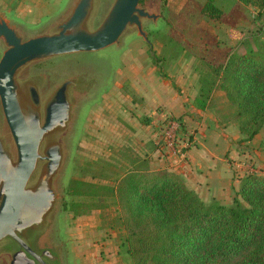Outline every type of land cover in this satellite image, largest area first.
<instances>
[{
    "label": "rangeland",
    "instance_id": "1",
    "mask_svg": "<svg viewBox=\"0 0 264 264\" xmlns=\"http://www.w3.org/2000/svg\"><path fill=\"white\" fill-rule=\"evenodd\" d=\"M77 1L0 0V16L26 41L56 33L57 25L68 17ZM113 2L93 0L85 29L89 32L96 30ZM168 2L145 0L141 5L149 14L160 16L159 20H142L147 40L138 35L135 27H130L116 45L98 52L75 53L34 62L16 76L20 100L30 103L28 87L35 88L41 116L56 89L64 82L72 83L67 90L70 119L63 130L46 136L40 147L41 155L46 147L53 144L61 149V164L51 180L55 200L42 225L22 238L29 242L35 253H52L57 257L56 264H103L112 260H117V264H134L126 253L125 229L115 197L104 191H98L96 198L71 196V182L114 188L126 173L144 171L154 161L155 166L160 162L174 165V168L178 167L177 164L186 165V151L193 141L189 136H183L182 140L177 135L175 150L167 154L159 142L155 145L147 135L142 140L132 137L128 119L131 117L142 123L149 113L141 112L139 106L135 108L138 99L130 90L131 83L122 80L116 72L143 65L145 68L155 67L160 78L172 81L167 75L169 72L172 74L175 67L182 66L199 82V73L205 70L200 59L224 61L228 52L243 53L246 48L244 41L251 47L264 42V34L258 30L257 5L216 0L215 5L223 13L220 20L214 21L201 14L206 0H170L167 5ZM169 39L177 41L182 48L175 59L172 57L174 45L169 44ZM5 49L0 40V58ZM135 52L140 61L129 58V55H136ZM203 112L208 117L212 116L217 126L235 128L239 134L235 108L227 103L221 92L213 95ZM162 125L163 122H159L157 129ZM0 139L14 161L15 149L1 109ZM228 139L231 140L228 147L222 138L215 139L211 145L206 142L213 153L212 175L209 171L204 172L202 167V174H205L200 182H196L191 173L188 175L183 170L184 185L186 182V188L206 205L217 201L221 205L232 206L245 177H264V128L251 141L243 140L240 134L238 138L229 135ZM222 151L227 152L224 155ZM43 166L44 162L37 163L29 186L36 183ZM197 183L200 186H196ZM18 250L19 247L9 239L0 242V264H9L12 254ZM85 253L87 260L83 258ZM45 263L54 264L48 259Z\"/></svg>",
    "mask_w": 264,
    "mask_h": 264
},
{
    "label": "trees",
    "instance_id": "2",
    "mask_svg": "<svg viewBox=\"0 0 264 264\" xmlns=\"http://www.w3.org/2000/svg\"><path fill=\"white\" fill-rule=\"evenodd\" d=\"M236 1L257 5L258 30L264 34V0ZM215 2L206 0L201 14L218 21L223 12ZM169 44L175 59L182 48L173 39ZM244 44L243 53L228 52L224 61L200 59L205 70L199 73L194 107L204 111L221 92L235 108L239 134L251 141L264 128V42ZM98 191L117 200L126 253L134 264H264V177H245L232 206L204 204L166 170L130 171L114 188L77 181L69 187L75 197L96 198Z\"/></svg>",
    "mask_w": 264,
    "mask_h": 264
},
{
    "label": "water",
    "instance_id": "3",
    "mask_svg": "<svg viewBox=\"0 0 264 264\" xmlns=\"http://www.w3.org/2000/svg\"><path fill=\"white\" fill-rule=\"evenodd\" d=\"M144 0H114L100 26L89 32L84 25L93 0H78L68 17L57 25V32L26 41L14 27L0 16V40L6 46L0 58V109L15 149V160L0 139V242L9 239L19 250L9 264H56L49 251L35 253L24 242L25 234L42 225L51 210L55 194L51 180L61 160L59 145L53 144L40 153L44 138L63 130L70 119L67 90L64 82L52 94L40 114V100L34 87H28L29 102L20 100L16 76L27 65L45 59L75 53H91L116 45L127 28L135 27L147 40L143 19L156 17L139 4ZM38 162H44L42 172L33 186L29 181Z\"/></svg>",
    "mask_w": 264,
    "mask_h": 264
},
{
    "label": "crops",
    "instance_id": "4",
    "mask_svg": "<svg viewBox=\"0 0 264 264\" xmlns=\"http://www.w3.org/2000/svg\"><path fill=\"white\" fill-rule=\"evenodd\" d=\"M168 1L167 5L170 4V0ZM27 9L30 10L31 8L27 7ZM137 57V53L136 55H129V58L140 61V58ZM186 72V69H182V66L175 67L172 74L169 72V75H167L172 78V81L169 80L170 82L166 80V77L164 79L160 78L155 73V67L145 68L143 65H133L129 68L127 67L123 70H119L116 73L122 80H128L131 83L130 90L138 99L134 105L135 108L139 106L142 110L141 112L149 113L147 115V120L142 123L131 117L128 119L133 138H140L139 140H142V138L147 135L156 145L162 133L161 127L157 129L158 123L163 122L164 119H172L181 126V132L178 133V135L182 140L184 138L183 136L186 135L193 139L186 151V165L177 164V166L180 167L174 168V165H167L160 162L159 166H155L154 161L148 164L151 167L148 166L147 170L150 172L166 170L167 172L179 176L181 179L184 177V170V172H188V175L191 173L196 182H200L201 176L205 174H202V167L204 172L209 171L210 175L214 172V167H212L213 153L210 151V145L214 144V140L222 138L228 147L231 141L228 139V136L232 135L238 138L239 134L236 132L235 128L226 125L222 127L217 126L212 116L208 117L205 112L197 110L194 107V100L197 98L199 92V82L194 74H187ZM138 118L140 119L139 115ZM214 127L220 129H214ZM126 132H128V130ZM206 142H208V144L210 143L209 147H207ZM161 149L162 151L165 150L163 148ZM163 152L165 153L166 150ZM223 152L225 155L227 151H222V153ZM167 153L168 152H166V154ZM154 154L155 152H153L152 155ZM155 167L157 168L155 169ZM185 185L187 186L186 182ZM198 185L197 183L196 186ZM83 258L87 260V253L83 255ZM103 264H117V260H112V262H105Z\"/></svg>",
    "mask_w": 264,
    "mask_h": 264
},
{
    "label": "built area",
    "instance_id": "5",
    "mask_svg": "<svg viewBox=\"0 0 264 264\" xmlns=\"http://www.w3.org/2000/svg\"><path fill=\"white\" fill-rule=\"evenodd\" d=\"M167 119H164L163 125L161 126V140L159 143L163 146V149L166 150V152H173L175 150V142L176 137L178 133L181 132L179 128V124L176 123V121H168ZM182 155V153H181Z\"/></svg>",
    "mask_w": 264,
    "mask_h": 264
},
{
    "label": "flooded vegetation",
    "instance_id": "6",
    "mask_svg": "<svg viewBox=\"0 0 264 264\" xmlns=\"http://www.w3.org/2000/svg\"><path fill=\"white\" fill-rule=\"evenodd\" d=\"M144 2H145V0L142 2L143 4H144ZM142 4V5H143ZM140 8H143V9H145L146 10V8H144V7H141V6H139ZM147 11V10H146ZM148 12V11H147ZM152 14V13H151ZM153 15H155V14H153ZM155 17H156V20L160 17L159 15H155ZM160 19V18H159ZM158 19V20H159ZM145 20H150V21H154L153 19H145ZM142 28H143V26H142Z\"/></svg>",
    "mask_w": 264,
    "mask_h": 264
}]
</instances>
